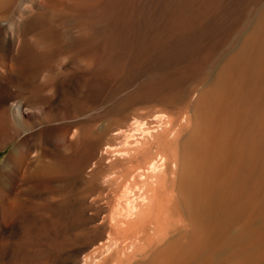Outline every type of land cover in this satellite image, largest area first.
Here are the masks:
<instances>
[{
  "label": "bare ground",
  "instance_id": "6f19581e",
  "mask_svg": "<svg viewBox=\"0 0 264 264\" xmlns=\"http://www.w3.org/2000/svg\"><path fill=\"white\" fill-rule=\"evenodd\" d=\"M20 5L0 16V151L19 141L0 170V264H264V0ZM80 55L87 77L106 55L134 70L126 80L141 75L123 100L146 113L77 149L86 134L49 126L43 103L84 77ZM57 132L75 147L68 171L83 177L90 160L91 177L109 171L98 197L70 200L86 205L76 213L41 193L66 168L45 160Z\"/></svg>",
  "mask_w": 264,
  "mask_h": 264
},
{
  "label": "rangeland",
  "instance_id": "374dc122",
  "mask_svg": "<svg viewBox=\"0 0 264 264\" xmlns=\"http://www.w3.org/2000/svg\"><path fill=\"white\" fill-rule=\"evenodd\" d=\"M22 1L24 0H0V16H3L7 21H11V18L18 17L17 15L20 13L18 7L21 6L20 4ZM8 4L10 6L6 9ZM55 54L58 62H61L65 67L70 66L69 59L66 64L63 63L67 52L60 49L56 51ZM103 54L102 52L96 51V55L99 57ZM109 57L110 55L105 56L106 60L104 65H92V67L89 68L90 73H87L89 74L87 77L86 75L84 76L83 73L85 69L83 66L84 64L82 65L83 57L80 55V64L76 63V65L73 66L81 72L75 75L74 78L80 75L84 77L76 78L77 80L72 78L74 82L67 80L64 84L65 88L62 93L55 88L52 93L49 92L44 96L45 103L43 104L47 106L44 110V116L46 118L45 120L50 122L49 126L70 125L69 128L71 133L72 130L74 131L80 127L84 134H86L82 136L78 144H76L77 149L86 144V141L91 137H96L105 125L117 128L122 121L124 113H146L144 105L131 103L129 106H126V101L124 102L123 100L126 95L140 83L139 78L141 75L138 76L137 79H133V77L130 78L129 82L126 80V77L132 74L134 70L128 71L125 68L109 67L110 61H107ZM58 83L60 82L54 83L52 88L58 86ZM186 87H188V85L182 87L178 96L180 100L177 102V105L183 102L182 98ZM80 108H84V112H82L83 110ZM56 134L54 142L46 146L45 160L47 158L46 162L49 163L53 161L63 162L66 168L60 180L47 182V184L41 188L42 197L51 199L55 196H64L66 204L72 213H76L78 209H83L86 205L72 204L70 200H78L84 195H89L90 199L92 197H98L101 191L99 186L102 185L109 171L104 170L101 172L98 170L97 174L91 177V169L95 160H90L87 164L83 177L79 176V174L73 170L68 171V166L75 161L74 155H71L75 147L69 143L71 141V134L67 139L62 138L58 132ZM135 139L143 140L139 135L135 137ZM18 144L19 141L16 140L7 148L0 151V170L4 166L8 156L14 151ZM113 157L115 158V156ZM113 157L107 160V165H109V161H114ZM72 220L75 229L73 233L75 235H84L87 233V222L85 219L81 217L77 219L76 217L75 219H70V221ZM8 257L11 259L14 255L9 254ZM64 259L66 260V256L61 259V263L59 262V264H67L68 261Z\"/></svg>",
  "mask_w": 264,
  "mask_h": 264
},
{
  "label": "clouds",
  "instance_id": "9594fccd",
  "mask_svg": "<svg viewBox=\"0 0 264 264\" xmlns=\"http://www.w3.org/2000/svg\"><path fill=\"white\" fill-rule=\"evenodd\" d=\"M63 63H67V59H64L63 60ZM48 76H49V73H47V72H45L42 76H41V78H40V83L41 84H45V83H47L48 82Z\"/></svg>",
  "mask_w": 264,
  "mask_h": 264
}]
</instances>
